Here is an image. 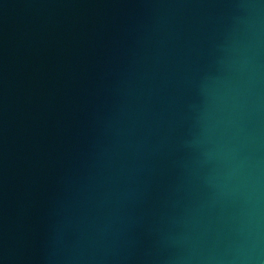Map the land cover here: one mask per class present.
Listing matches in <instances>:
<instances>
[{
  "label": "water",
  "instance_id": "1",
  "mask_svg": "<svg viewBox=\"0 0 264 264\" xmlns=\"http://www.w3.org/2000/svg\"><path fill=\"white\" fill-rule=\"evenodd\" d=\"M0 264H264V0H0Z\"/></svg>",
  "mask_w": 264,
  "mask_h": 264
}]
</instances>
